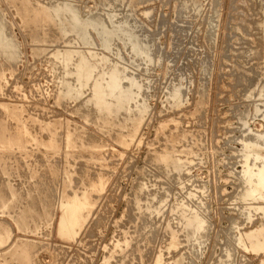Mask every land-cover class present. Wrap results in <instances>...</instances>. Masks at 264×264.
<instances>
[{
    "label": "rangeland",
    "instance_id": "rangeland-1",
    "mask_svg": "<svg viewBox=\"0 0 264 264\" xmlns=\"http://www.w3.org/2000/svg\"><path fill=\"white\" fill-rule=\"evenodd\" d=\"M109 1L68 0L90 23L75 30L55 14L67 0H0L15 54L0 49V103L26 111L19 123L0 107V264H264V199L241 196L246 146L264 133V0ZM103 17L137 29L151 60L120 40L104 49L91 29ZM64 48L99 63L83 86L78 56L52 54ZM113 71L140 88L99 112L93 83ZM70 198L82 206L66 240Z\"/></svg>",
    "mask_w": 264,
    "mask_h": 264
},
{
    "label": "bare ground",
    "instance_id": "bare-ground-1",
    "mask_svg": "<svg viewBox=\"0 0 264 264\" xmlns=\"http://www.w3.org/2000/svg\"><path fill=\"white\" fill-rule=\"evenodd\" d=\"M23 3L24 2H28L29 0H22ZM66 1V0H65ZM106 1H109V0H106ZM137 1V0H136ZM193 2V0H190V2ZM111 1H109L110 3ZM229 2V1H228ZM108 3V4H109ZM115 3V2H114ZM107 4V5H108ZM112 4V3H110ZM43 5V4H42ZM103 5V4H102ZM104 6V5H103ZM57 7V6H56ZM183 7V6H182ZM42 8V6H41ZM50 8V6H49ZM55 14L56 16L60 17L61 16V21L62 24L65 23V25L67 24V26L69 25V28L72 26L73 29L77 30V26H80L82 25L85 26V25H89L90 23L88 21L85 22V20L83 21V19H80L78 14H77V7L74 6L73 2L72 3H68V0H67V3L66 2H63L61 4V6H58L57 8H55ZM100 14V13H99ZM32 15V14H31ZM101 15V14H100ZM102 16V15H101ZM96 17V15H95ZM99 17V16H98ZM112 17V16H111ZM54 18V17H52ZM84 18V16H83ZM102 19V17H100ZM99 18V19H100ZM104 18V17H103ZM80 19V20H79ZM91 19V18H89ZM92 19H93V16H92ZM92 19H91V22H92ZM100 19V20H101ZM88 20V19H87ZM97 22H93L91 24V29L93 30V32L96 33L97 35V38L98 40L101 42V43H104L102 44V47L106 50H109L112 48V44L114 41L116 40H120L121 42H123L122 44L124 45H129V48H131L134 52H139L140 53V56L142 55L143 56V59L144 61L148 62L149 60H151V51L149 50L148 48V44L145 43L142 39L139 41L138 40V35L137 32L135 30L137 29H123L122 30V27L121 28V32L124 33L123 35L124 36H120V34L122 33H118L116 28H113L112 24L113 22H111L110 25H108V23L105 24V18L100 21ZM109 22H110V18H108ZM90 21V20H89ZM94 21V20H93ZM3 22V21H0V23ZM115 23V22H114ZM119 23V22H118ZM122 23V22H121ZM125 22H123L124 24ZM2 24V23H1ZM116 25H118L117 23H115ZM122 25V24H121ZM66 26V27H67ZM109 26H112V27H109ZM125 26V25H124ZM65 27V26H64ZM65 27V28H66ZM76 27V28H75ZM128 27V26H127ZM62 29L61 28V34L60 35H64L66 33H68V29ZM137 28V27H136ZM262 30H263V36H264V24L261 26ZM2 29L4 30V26L2 27ZM32 29V27H31ZM72 30V29H71ZM87 30V29H86ZM86 30H81L80 28V31H79V34H81L82 36V39L86 40L88 36V34H86ZM2 31V30H1ZM70 31V30H69ZM4 32V31H3ZM43 32V31H42ZM136 32V33H135ZM262 32V31H261ZM41 33V32H40ZM55 33V32H54ZM4 34V33H3ZM58 34V33H57ZM55 33V36L57 35ZM89 34L91 35L90 31H89ZM52 35V33H51ZM2 37V36H1ZM0 37V49L2 51V56L4 55V57L6 59H13L14 58V47L12 46L11 43L8 42V36L4 39H2ZM36 38V37H35ZM60 38V37H59ZM64 38V37H63ZM56 39V37L54 38ZM58 39V38H57ZM262 39V38H261ZM264 39V38H263ZM10 40V39H9ZM51 41V40H50ZM57 41V40H56ZM59 41V40H58ZM52 42V41H51ZM13 43V42H12ZM95 43V41H94ZM15 44V43H14ZM261 43H259L260 45ZM263 44V48H264V40L262 42ZM16 46V45H15ZM114 47V46H113ZM262 48V50H263ZM17 49V48H16ZM15 49V50H16ZM253 50V49H252ZM34 51H37L39 52V50H34ZM97 52V51H96ZM52 54H54L55 58L59 59L61 64L62 65H68L70 64L72 61H73V58H76L78 56V63L76 64L75 68V72L77 73V78H78V82L80 83L81 86H83L86 82H88L89 80H91L95 70L94 68L98 66L99 63H97L96 66H94L92 63H93V60H92V63H91V60L90 58L85 55H83L82 53H79L78 51L74 50V49H71V48H64L62 50H55L52 52ZM92 54V53H91ZM104 54V53H103ZM102 54V55H103ZM136 54V53H135ZM101 55V54H100ZM260 57L259 60L260 62H258V68H261L262 70V64H263V61L264 59L262 58V55H259ZM93 57V56H92ZM101 57V56H100ZM255 57V56H254ZM256 58V57H255ZM107 59V56L103 55L101 57V60H106ZM122 59V58H121ZM252 59V58H251ZM153 60V59H152ZM257 60V59H256ZM263 60V61H262ZM76 61V60H75ZM77 62V61H76ZM95 62V61H94ZM102 63V62H101ZM72 64V63H71ZM74 64V63H73ZM119 64V63H118ZM69 66V65H68ZM99 67V66H98ZM64 68V67H63ZM113 68V67H112ZM252 68V67H251ZM97 69V68H96ZM117 69V68H116ZM250 69V68H249ZM254 69V68H253ZM255 69L257 70V68L255 67ZM74 72V69L71 70ZM111 71V70H110ZM248 71V70H247ZM259 71V69L257 70ZM105 72V71H104ZM245 72V71H244ZM249 72V71H248ZM75 73V74H76ZM96 73V72H95ZM106 73H102L100 72V77L99 79H96L93 83V93H94V97L96 98V105L99 106V112L101 111V108L103 109H106L105 107L108 106V102L105 100V96L106 94H108V96L110 98L113 99V101L116 102V104H121L122 101H127V102H130V101H134L135 98H136V93H138V89L140 88V85L139 83H137L134 79L136 78H131V77H126V76H123L122 73L118 72V71H113L111 72V74L108 75V78H106ZM244 74V73H243ZM251 74V72H250ZM6 75V74H4ZM72 75V74H71ZM97 76V75H96ZM95 77V76H93ZM2 78V75L0 76V80ZM5 78V77H4ZM256 78V77H253V79ZM239 79V78H238ZM237 79V80H238ZM243 78H241L242 80ZM252 79V82H254ZM240 80V81H241ZM247 80V79H246ZM124 81H128V86L125 87L127 85V82L126 84L124 85ZM244 81V79H243ZM251 81V80H249ZM1 82V81H0ZM140 82V81H139ZM242 82V81H241ZM245 82V81H244ZM243 84V82H242ZM250 84V83H248ZM65 85V84H64ZM124 85V86H123ZM88 86V85H87ZM250 86V85H249ZM88 87H91L90 85ZM91 90V91H92ZM68 92H70L71 90L68 88L67 90ZM142 92V91H141ZM74 93V92H72ZM122 93V94H121ZM66 94V93H65ZM71 95V94H70ZM73 95V94H72ZM141 95V93H140ZM69 96V95H68ZM123 99V100H122ZM108 100V99H107ZM111 100V99H110ZM13 104V103H12ZM12 104H3V103H0V107L3 108L4 111H7L9 112L8 115H12L14 120L18 121L19 123L22 122L23 118H24V113L26 112L25 109H23V107L21 106H17V105H12ZM264 104V103H263ZM124 106V105H123ZM133 107V106H132ZM2 110V111H3ZM121 110V109H120ZM260 111L259 108H257V111L258 112ZM6 112V113H7ZM261 118L263 120V123H264V111L261 112ZM132 114H134V112H132ZM135 116V115H134ZM9 117V116H8ZM30 117V115H29ZM28 117V119H29ZM133 117V116H132ZM11 118V117H10ZM32 120L34 119L33 116L31 117ZM134 118V117H133ZM12 119V118H11ZM31 120V119H30ZM35 120V119H34ZM135 120V119H134ZM36 121V120H35ZM38 122V120H37ZM40 122V121H39ZM38 122V123H39ZM44 123V122H43ZM17 124V122H16ZM16 124H13V125H16ZM23 124H24V121H23ZM55 125V123H53ZM21 125V124H19ZM18 125V126H19ZM41 125V124H40ZM48 125V124H47ZM52 125V124H49V126ZM58 125V124H57ZM6 126V125H5ZM26 126V125H25ZM43 126V125H42ZM46 126V124H45ZM40 127V126H39ZM44 127V126H43ZM42 127V128H43ZM48 127V126H47ZM17 129V128H16ZM21 129H23V127L21 126ZM32 133V132H30ZM14 134V133H13ZM68 134V132H67ZM16 135V134H14ZM24 136V134H23ZM67 136V135H66ZM4 137V136H3ZM7 137V136H6ZM18 138V136H16ZM30 137H33V135H31ZM249 137V136H247ZM254 137V136H253ZM251 136L250 141L249 140H246L247 142L249 141L250 144H248L246 146V150L247 152H250L251 154H247V155H244V166H245V175L243 176V180H244V184L243 187H242V198L245 197L246 199L248 200H253V199H256V200H260V199H264V166H257V165H253L251 166L250 165V162H249V158H251V156H253L255 159H259V160H263L264 161V133H260L259 137L263 138V141L262 139H252L253 138ZM66 138V137H65ZM16 139V138H15ZM25 140V139H24ZM31 140V139H29ZM66 140V139H65ZM259 140V141H258ZM243 141V140H242ZM23 142V140H22ZM254 148H257V149H254ZM256 151V152H255ZM255 152V153H253ZM1 154V153H0ZM68 153H66V156L65 157H68ZM1 159V158H0ZM249 159V160H248ZM255 167V168H254ZM64 170V169H63ZM71 173V172H70ZM68 169H66L65 171V176L68 178L69 175H70ZM64 175V174H62ZM64 176V177H65ZM240 178V176H239ZM66 179V178H65ZM72 179V178H71ZM70 180V179H69ZM6 182V181H5ZM68 182V181H67ZM66 182V183H67ZM69 183V182H68ZM241 183H243L241 181ZM239 184V183H238ZM11 185V184H10ZM241 185V184H240ZM8 188L10 189V186H8ZM3 191V190H2ZM8 191V190H7ZM1 193V192H0ZM14 193V192H13ZM9 194V193H8ZM16 194V193H15ZM4 195V194H3ZM17 196V195H16ZM6 197V196H5ZM63 199V198H62ZM61 199V200H62ZM71 199V198H70ZM88 199V198H87ZM6 201V200H5ZM4 202V201H3ZM86 202H88L86 200ZM60 206H59V212H58V217H57V229H56V233H57V236L59 238H62V239H70V240H73V237H74V232L76 231V227L78 225V221L76 220V213H79L77 211H79L78 209L82 206V204L80 203V201L78 202L77 199H71V200H66V202H60L59 201ZM188 203V202H187ZM85 205V203H84ZM87 206V205H86ZM264 206V205H263ZM89 207V206H88ZM143 207V206H142ZM254 207V206H253ZM257 209V208H256ZM258 209H261V210H264V207L260 206L258 207ZM23 210V209H22ZM191 211V210H190ZM264 216V215H263ZM195 219H193L192 221H190V223H193V222H197V227L200 229L202 228L203 224H204V220L201 219V217L199 218V216H195L194 217ZM78 219V218H77ZM187 220H188V217H187ZM148 227V226H147ZM195 227V226H194ZM146 228V227H145ZM149 229V228H148ZM151 229V228H150ZM149 229V230H150ZM3 243L2 241V237L0 236V245ZM10 264V263H9Z\"/></svg>",
    "mask_w": 264,
    "mask_h": 264
}]
</instances>
